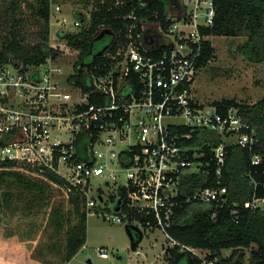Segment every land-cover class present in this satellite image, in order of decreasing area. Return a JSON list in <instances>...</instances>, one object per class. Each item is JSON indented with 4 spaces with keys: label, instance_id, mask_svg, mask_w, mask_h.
<instances>
[{
    "label": "built area",
    "instance_id": "built-area-1",
    "mask_svg": "<svg viewBox=\"0 0 264 264\" xmlns=\"http://www.w3.org/2000/svg\"><path fill=\"white\" fill-rule=\"evenodd\" d=\"M93 8L92 0L91 9L75 19V28L64 32L88 27ZM62 9L51 0V15ZM170 12L167 27L146 19L136 31L132 23L124 46L101 53L102 72L85 65L76 68L75 60L71 71L64 70L58 56L28 68L14 62L0 66V163L12 161L38 178L60 177L62 184L55 185L68 201L80 196L88 217L104 213L116 223L157 229L168 247L180 246V251L198 257L199 264H220L218 258H209V250L175 239L170 229L176 209L188 202L214 203L213 216L226 206L228 188L222 180L229 148L251 150L256 130L243 118L239 104L201 102L193 93L203 42L213 37L204 30L216 21V0H170ZM128 17L137 18L134 13ZM80 71L81 82L73 76ZM199 129L219 136L210 154L209 140L194 142ZM261 160L260 153H252V164ZM211 170L216 186L181 196L186 175L209 176ZM98 178L112 184L116 193L107 197ZM109 201L115 203L114 210L102 204ZM245 206L264 207V198L254 196ZM129 209L138 216L130 220ZM98 255L110 254L101 246Z\"/></svg>",
    "mask_w": 264,
    "mask_h": 264
},
{
    "label": "trees",
    "instance_id": "trees-1",
    "mask_svg": "<svg viewBox=\"0 0 264 264\" xmlns=\"http://www.w3.org/2000/svg\"><path fill=\"white\" fill-rule=\"evenodd\" d=\"M93 0L91 21L88 27L75 34L65 33L60 35L66 39L68 45L77 50L75 67L79 68L84 62L90 70L104 71L103 55L91 57L92 43L97 42V36L105 29H110L116 34L105 35L108 39L99 47L112 42L106 51L115 53L126 44L128 27L136 23V31L141 30L143 20L161 22L165 27L172 22L169 0H151L141 3L135 0ZM121 1V0H120ZM4 3L0 11V25L3 28L0 44V66L9 62L22 63L26 68L39 65L49 56L56 58L62 51L50 46L51 34V0H0ZM22 2H26L40 20V28L37 36L39 40L35 44H25V36L20 35V27L24 23L25 11ZM86 6L92 0H84ZM173 4L177 0H172ZM216 21L204 33L212 36H236L246 35V40L238 47L250 61L264 62V0H216ZM134 13L136 19L129 18ZM76 18H82L81 12H75ZM104 36V37H105ZM103 37V38H104ZM102 38V39H103ZM101 39V40H102ZM98 52V51H97ZM215 48L211 40L203 42V48L198 65L206 66L214 57ZM78 71V70H77ZM73 75L83 78V71ZM217 104H239L243 118L256 130L257 142L250 150L236 145L229 148V157L224 168L223 185H227V203L224 207L217 208V215L213 216L216 209L214 203L188 202L183 207L176 209L174 224L170 229L172 235L183 244L207 249L209 258H218L220 264H243L245 249L250 248V264H264V207H246L245 203L251 201L254 196L264 198V97L254 103H240L232 99L214 101ZM194 142L201 144L202 139L209 140L207 148L211 153L219 143V136L209 130L199 129L195 133ZM257 152L262 156L259 164H252L251 155ZM60 177L49 174L46 178H35L31 174L21 170L12 161L0 163V217L5 212V204L11 200V185L18 186L29 191L43 193L50 184L61 185ZM217 179L214 170L208 176L201 173H191L182 180L180 194L187 197L197 189L207 186H216ZM71 210L69 212L60 209L51 212V220L55 227L62 228L64 222L73 214L76 221L69 225L65 237V256L70 260L87 241L88 215L80 196L70 199ZM237 210V213H234ZM138 213L128 210V218L132 220ZM146 221V218H142ZM127 225H132L128 223ZM126 225V226H127ZM223 249H232L225 256ZM164 258L166 264H199V258L189 252L180 251V246L168 247ZM182 259L185 260L181 262Z\"/></svg>",
    "mask_w": 264,
    "mask_h": 264
},
{
    "label": "rangeland",
    "instance_id": "rangeland-1",
    "mask_svg": "<svg viewBox=\"0 0 264 264\" xmlns=\"http://www.w3.org/2000/svg\"><path fill=\"white\" fill-rule=\"evenodd\" d=\"M56 1L62 4L63 9L51 15L50 46L62 51L57 64L71 71L74 60L78 58L77 52L69 49L67 40L60 33L67 28H75V12L89 11L91 3L86 6L84 0ZM29 2L34 3L35 0ZM2 6L4 3L1 2L0 11ZM22 8L25 11L24 23L18 30L25 36V44L32 45L39 40L40 20L26 2H22ZM2 30L0 25V44ZM246 38L245 34L212 37L214 57L201 68L193 88L198 100L209 103L232 99L254 103L264 97V62L250 61L238 48ZM107 39L105 36L97 41L96 48ZM96 180L106 187L107 197L116 193L112 184L107 186L102 178ZM11 188V200L5 204V212L0 217V264H166L164 248L168 243L161 231L132 224L143 232V239L135 250L126 228L127 222L116 223L105 219L104 213L95 212L88 217L85 245L68 261L65 256L66 231L76 218L71 214L62 228L55 227L50 219L54 210H71L72 205L60 188L55 183L43 193L29 191L16 183ZM102 204L111 210L115 208L112 201ZM101 246L107 247L108 258L98 255ZM231 252L232 249H223L225 256ZM249 256L250 248H247L243 264L250 263ZM181 262L185 263V260Z\"/></svg>",
    "mask_w": 264,
    "mask_h": 264
},
{
    "label": "water",
    "instance_id": "water-1",
    "mask_svg": "<svg viewBox=\"0 0 264 264\" xmlns=\"http://www.w3.org/2000/svg\"><path fill=\"white\" fill-rule=\"evenodd\" d=\"M135 1H138V2H141V3H148L151 0H135ZM106 34L113 36L114 32L112 30H110V29H105L97 36L96 40L102 39ZM111 43L112 42H109L108 44L104 45L102 49L98 50V52H96L93 55V57H96L97 55H100L102 52H104L109 47V45ZM91 52H92V49L90 50V53ZM83 65H84V62L82 63V66ZM119 208L120 207L117 206L116 210H119ZM126 228H127L128 234H129V236L131 238V241H132V248L136 250L138 248V246H139V243L143 239V232L140 230L139 227L134 226V225H130V226L127 225Z\"/></svg>",
    "mask_w": 264,
    "mask_h": 264
},
{
    "label": "flooded vegetation",
    "instance_id": "flooded-vegetation-1",
    "mask_svg": "<svg viewBox=\"0 0 264 264\" xmlns=\"http://www.w3.org/2000/svg\"><path fill=\"white\" fill-rule=\"evenodd\" d=\"M169 1H170V0H169ZM100 40H101V39H100ZM96 41H99V40H96ZM95 44H96V42H95V43H94V42L92 43V48H91V49H92V52L90 53L91 57H93V55H94V54L98 51V49H99V47L96 48V45H95Z\"/></svg>",
    "mask_w": 264,
    "mask_h": 264
},
{
    "label": "crops",
    "instance_id": "crops-1",
    "mask_svg": "<svg viewBox=\"0 0 264 264\" xmlns=\"http://www.w3.org/2000/svg\"><path fill=\"white\" fill-rule=\"evenodd\" d=\"M90 261V260H89ZM91 262V261H90Z\"/></svg>",
    "mask_w": 264,
    "mask_h": 264
}]
</instances>
